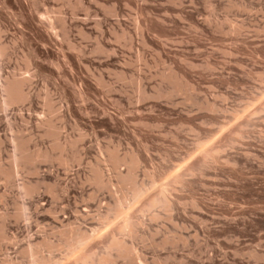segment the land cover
<instances>
[{
    "label": "rangeland",
    "instance_id": "1",
    "mask_svg": "<svg viewBox=\"0 0 264 264\" xmlns=\"http://www.w3.org/2000/svg\"><path fill=\"white\" fill-rule=\"evenodd\" d=\"M0 264H264V0H0Z\"/></svg>",
    "mask_w": 264,
    "mask_h": 264
},
{
    "label": "bare ground",
    "instance_id": "2",
    "mask_svg": "<svg viewBox=\"0 0 264 264\" xmlns=\"http://www.w3.org/2000/svg\"><path fill=\"white\" fill-rule=\"evenodd\" d=\"M25 75V74H24ZM29 75V74H28ZM21 77V76H20ZM24 78V77H23ZM28 79V78H27ZM14 79L12 78V81H13ZM173 80V79H172ZM9 81L8 83H7V85H6V91H7V100H6V102H8L7 104H10V103H17V102H22L23 100H25V98H26V95H24V93H23V91H21L22 89V87L21 86H24V84L26 83L25 81L26 80H22L21 78H20V82L18 81V82H15V81ZM28 81V80H27ZM177 82V81H176ZM172 84H173V82H172ZM177 84V83H176ZM178 84H180L179 82H178ZM177 87H179V86H176V88ZM180 89V88H179ZM27 152V151H26ZM39 155V154H38ZM42 155V154H41ZM40 155V156H41ZM40 157H38V156H31V155H28L27 153H25L24 151H20L17 155H14V156H12V163L13 164H15V162H16V164L17 163H30V162H32V161H36V159H39ZM11 159V158H10ZM113 159H115L116 160V166L117 165H119L120 163H122V162H124L125 160H129V162H130V164L128 163V165H129V169H128V172H127V176L129 177V178H133L134 177V171H135V169H136V167H137V165H138V160L136 159V158H127L126 159V157H125V159L124 158H116V156H113ZM131 159V160H130ZM115 160H113V162H115ZM128 162V161H127ZM15 164V165H16ZM115 166V167H116ZM99 175V174H98ZM97 178H98V176H96ZM127 177V178H128ZM97 178H96V180H97ZM118 178L119 179H123V177H122V175L121 174H118ZM129 180V179H128ZM131 181H133L134 182V179H132ZM108 182V181H107ZM106 182V183H107ZM106 183H104L103 184V182L101 181V182H99V184L98 185H100V186H104V185H108V184H106ZM105 187V186H104Z\"/></svg>",
    "mask_w": 264,
    "mask_h": 264
}]
</instances>
